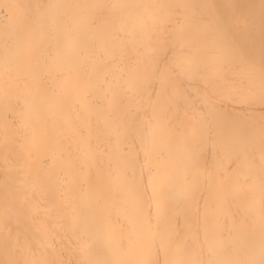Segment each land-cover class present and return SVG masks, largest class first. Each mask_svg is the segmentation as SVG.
<instances>
[{"label":"bare ground","instance_id":"bare-ground-1","mask_svg":"<svg viewBox=\"0 0 264 264\" xmlns=\"http://www.w3.org/2000/svg\"><path fill=\"white\" fill-rule=\"evenodd\" d=\"M0 264H264V0H0Z\"/></svg>","mask_w":264,"mask_h":264},{"label":"rangeland","instance_id":"rangeland-1","mask_svg":"<svg viewBox=\"0 0 264 264\" xmlns=\"http://www.w3.org/2000/svg\"><path fill=\"white\" fill-rule=\"evenodd\" d=\"M202 26V25H201ZM148 28H146L145 30H147ZM189 56V55H188ZM160 63H156V64H154V66H155V68H162V67H160V65H159ZM164 67H165V65H164ZM139 74L140 75H142V74H144V72L143 71H140L139 72ZM141 80V77H140V79H139V81ZM139 81L137 82V83H139ZM178 84V83H177ZM137 87L139 88V89H144V87H143V85L142 84H138L137 85ZM147 88V86L145 87V89ZM178 89H179V94H181V95H183V96H187V97H189V95H188V92H186V91H184L181 87H177ZM156 93V92H155ZM139 103L141 104V101H139ZM146 104L142 107V109H144V108H146V107H150V109H153L152 111L154 112V114L155 115H157V117H159V121L161 122V121H163V120H166L167 121V119L168 118H170V117H172L173 116V114H168V113H162V107H154L153 108V106H152V103H151V101H149V100H147V102H145ZM138 126H139V124H137ZM161 125V124H160ZM156 125H154V127H155ZM181 126L182 127H186V126H188L189 128H190V135H192L193 134V132L195 131V128H194V126H193V124L192 123H188V124H186V123H182L181 124ZM234 127H232V129H229V131H231L230 132V134H229V137H230V140L229 141H233V140H236V138L238 137V135H239V133H235L234 132ZM220 130H221V128H219V127H216L215 129H212L211 130V134H206V136L207 135H217V136H219V134H220ZM137 134L138 135H140V136H144V133H142V132H140V131H138L137 132ZM174 134H177L176 132L174 133ZM200 135H202V136H204V134L203 133H199ZM203 140V138L201 139H199L198 141H202ZM192 140H190L189 138H184V139H182L181 141H180V143L182 144V145H185L184 147L188 150V149H191L193 146H190L191 144H192ZM224 143H226V141H224ZM171 144H172V142H171ZM173 145V144H172ZM171 145V146H172ZM217 148H219V147H217L216 145H213L211 142H207V143H204V144H202V145H200L199 146V150H198V152H208V154L209 153H211V152H213V154H214V157H215V159H217L218 157H217ZM171 150H172V148H171ZM223 150V149H222ZM219 159V158H218ZM217 159V160H218ZM228 159L229 160H232L233 159V156L231 155V154H229V156H228Z\"/></svg>","mask_w":264,"mask_h":264}]
</instances>
